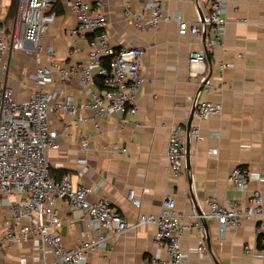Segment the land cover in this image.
I'll return each instance as SVG.
<instances>
[{"label": "crops", "instance_id": "0c3cea01", "mask_svg": "<svg viewBox=\"0 0 264 264\" xmlns=\"http://www.w3.org/2000/svg\"><path fill=\"white\" fill-rule=\"evenodd\" d=\"M103 1L110 44L115 48L133 46L144 50L137 113L99 118L84 110L82 114L87 119L81 129L91 147L86 153L70 136L73 127L63 131L71 117L53 115L52 127L59 132V148L48 152L53 174L58 176L60 171H65L74 183L98 186L89 200L107 198L130 225L139 213L158 214L163 199L168 196L174 198L177 210L189 212L205 209L209 197H215L221 204L229 199L246 204L251 191L259 190L264 206V0H229L225 48L215 47L198 65L189 64L187 54L199 46V40L178 36L174 21H162L155 29L137 31L124 18L122 0ZM146 1L133 0L130 8L141 10ZM158 1L164 15L178 12L189 21L207 15L210 10V0ZM235 19L248 22L236 23ZM76 22L65 0H61L53 23L40 40L43 64L51 59L60 65L86 61L89 36L79 38L70 34ZM49 47L53 48V58L48 55ZM221 61L231 66L220 71ZM35 66L33 54L17 50L9 51L0 64V76L17 100L28 97L32 88L30 74ZM192 73L196 76L191 77ZM207 77L216 86L215 90L201 89L198 93L199 83ZM57 84L77 101L84 99L76 79ZM188 97L192 98L191 102ZM194 101L219 102L222 111L199 123L200 139L195 140L189 133V171L184 166L181 175L171 177L165 153L169 126L181 124L185 136L186 114L191 112ZM121 148L126 151L119 152ZM79 156H85L88 161V169L82 176L77 174ZM237 166L252 175L244 191L235 189L228 181L229 172ZM129 189L140 199L139 208L127 198ZM55 207L61 218L63 244L76 246L86 236L83 220L70 212L62 200H57ZM5 222L0 217V235ZM204 226L208 250L204 257L194 253L195 233L181 235V246L190 253L187 264H264V248H257L252 219L226 230L224 236L219 234L216 221L206 220ZM153 236L151 225L130 228L109 242L110 248L90 253L84 264H145V259L155 252ZM29 247V242L21 243L12 258L21 252L30 256Z\"/></svg>", "mask_w": 264, "mask_h": 264}, {"label": "built area", "instance_id": "2783aa9c", "mask_svg": "<svg viewBox=\"0 0 264 264\" xmlns=\"http://www.w3.org/2000/svg\"><path fill=\"white\" fill-rule=\"evenodd\" d=\"M57 0H16L14 15L0 24V64L9 51L33 54L36 66L30 74L32 88L27 98L17 100L13 90L0 76V217L6 227L0 235V264H84L90 253L104 251L116 237L130 228L142 225L154 227L155 252L145 259V264H187L190 253L180 243L184 233L197 235L193 248L197 257L207 254L204 240V221L218 223L219 234L239 227L243 220L255 221V234L261 235L264 245V206L259 190L251 191L248 202L243 204L229 199L221 204L215 197H209L205 209L182 212L176 209L173 197H165L158 214L139 213L135 222L129 224L105 197L89 200L98 189L81 183H74L68 173L55 177L51 173L48 152L59 148V132L52 127L51 117L64 114L71 117L63 126L86 153L91 150L88 137L81 129L86 121L82 112L90 110L95 116L104 118L113 114L137 113V97L143 84L141 47H113L106 30L107 21L103 14V0H65L76 18V25L70 34L87 38L89 50L83 64L70 62L60 65L53 59L48 64L41 62V38L55 18L53 7ZM133 0H122L124 18L137 31L155 29L162 21H174L178 36H191L199 40L196 49L187 54L189 64H202L215 47L224 50L226 12L229 0H210V10L195 21L184 19L180 13L164 15L158 0H147L141 10H133ZM7 14L9 0H7ZM6 6L0 0V14ZM4 10V9H3ZM236 23H247V19H235ZM53 48H48L53 58ZM240 57V54L237 55ZM231 66L221 61L219 70ZM6 69V66H3ZM191 74V77H195ZM76 79L84 95L82 101L58 87L57 82ZM190 78V77H189ZM209 83V84H208ZM204 91L215 90L210 77L199 83ZM191 102L192 98L188 97ZM194 110L189 133L200 139L199 123L213 115H219V102L194 101ZM190 111L186 114L189 118ZM98 127V125H95ZM125 152L124 148L118 150ZM190 150L188 149V153ZM168 174L177 177L185 166L184 127L178 123L169 126L166 146ZM77 174L82 176L88 169L85 156L76 158ZM252 175L240 167L231 169L229 183L244 191ZM127 198L136 208L140 199L133 189ZM62 200L68 210L77 214L85 225V239L74 247L63 244L60 234L61 218L55 207ZM29 242V253H19L12 258L16 247ZM246 253H250L245 248Z\"/></svg>", "mask_w": 264, "mask_h": 264}, {"label": "trees", "instance_id": "16d2710c", "mask_svg": "<svg viewBox=\"0 0 264 264\" xmlns=\"http://www.w3.org/2000/svg\"><path fill=\"white\" fill-rule=\"evenodd\" d=\"M60 2H61V0H57L56 1V4H55L54 9H53L55 11V13H56V9L59 6V3ZM15 5H16V0H9V7H8V11H7V13H8L7 14V18H10V17H12L14 15ZM51 173H52V175H54L53 174V169H51ZM64 173H65V171H60V174L58 176L56 174L54 176L55 177H60ZM261 238H262L261 235H258L257 236L256 245H257V248H259V249L264 248V245L260 244Z\"/></svg>", "mask_w": 264, "mask_h": 264}, {"label": "water", "instance_id": "95a60500", "mask_svg": "<svg viewBox=\"0 0 264 264\" xmlns=\"http://www.w3.org/2000/svg\"><path fill=\"white\" fill-rule=\"evenodd\" d=\"M201 89H202V86L200 85L199 89H198V93L201 91ZM193 110H194V106H192V109H191V112H190V115H189V118H188V122H187V125H186V135H185V138H186V143H185V150H186V154H185V169H186V171H189V159H188L189 128H190V123H191V120H192Z\"/></svg>", "mask_w": 264, "mask_h": 264}, {"label": "rangeland", "instance_id": "374dc122", "mask_svg": "<svg viewBox=\"0 0 264 264\" xmlns=\"http://www.w3.org/2000/svg\"><path fill=\"white\" fill-rule=\"evenodd\" d=\"M3 2H5L6 3V6L2 9V12H1V14H0V24H2V22L4 23L7 19H10V18H12V17H10V18H7V14L5 15V9L7 8V5H8V3H7V0H3Z\"/></svg>", "mask_w": 264, "mask_h": 264}]
</instances>
